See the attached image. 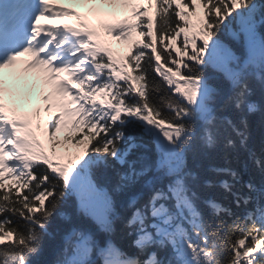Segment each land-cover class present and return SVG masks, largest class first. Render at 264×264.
Here are the masks:
<instances>
[{
    "label": "snow or ice",
    "instance_id": "1",
    "mask_svg": "<svg viewBox=\"0 0 264 264\" xmlns=\"http://www.w3.org/2000/svg\"><path fill=\"white\" fill-rule=\"evenodd\" d=\"M78 2L89 14L0 0V264H264V150L248 120L264 110V0ZM96 5L131 7L135 23ZM69 16L78 27L54 23ZM100 29L141 39L117 58ZM5 69L52 90L45 111L57 97L48 149L39 109L6 102ZM62 124L79 135L57 138ZM214 156L224 163L205 168ZM236 160L259 181L242 183ZM73 198L79 224L62 211ZM57 217L71 227L44 261Z\"/></svg>",
    "mask_w": 264,
    "mask_h": 264
},
{
    "label": "trees",
    "instance_id": "2",
    "mask_svg": "<svg viewBox=\"0 0 264 264\" xmlns=\"http://www.w3.org/2000/svg\"><path fill=\"white\" fill-rule=\"evenodd\" d=\"M195 19V18H194ZM179 43V42H177ZM257 103H261L260 98L257 97ZM249 124H250V148L257 153V155L261 154V151L264 150V110L258 111L256 113H252L248 116ZM205 168H210L213 163L219 165L223 164L224 161L219 156H214L210 159H206L203 161ZM234 168L240 171L241 174V181L247 182L250 179H254L257 182L260 179V173L257 169L252 165L250 161L245 162L242 160H236L233 162L232 165ZM207 176L211 180H216L218 177L215 173L208 171ZM226 178V177H225ZM203 194L205 196H216L218 198V202H221L226 205L231 204V197L228 196L226 198L221 199L225 196L223 190L218 187L207 188L203 190ZM76 200L73 198L70 201L69 205L62 209V211L67 212L69 215L73 217V221L76 224L81 222L80 216L76 209ZM71 227L65 221L61 220L60 217H57L56 220L53 222V238L48 239L46 238L45 241V249L44 254L41 257L44 261H53L56 258V253L59 249L61 244V234L64 228Z\"/></svg>",
    "mask_w": 264,
    "mask_h": 264
},
{
    "label": "rangeland",
    "instance_id": "3",
    "mask_svg": "<svg viewBox=\"0 0 264 264\" xmlns=\"http://www.w3.org/2000/svg\"><path fill=\"white\" fill-rule=\"evenodd\" d=\"M68 3H71L73 5H76L78 7H82L83 5L81 3L78 2V0H67ZM125 10H122V13ZM141 39L138 35L132 36V38L130 40H127L124 43H120V45H116L115 50L119 51L120 53H125L128 49V46L132 43L133 40H138ZM29 90V92H28ZM34 89L32 88V85L29 83L28 85H25L24 83H20L19 86L16 88L15 91H17V94L15 95L16 98L14 99L15 101V106L18 107L20 110L26 108L29 104H30V96L32 93H37L38 88L35 89V91H33ZM9 106H13L9 104ZM48 134L49 132L46 131L43 133V135L41 137H39L42 142L45 144V148L48 149L49 148V141H48ZM69 135L68 132H64V131H59L57 138L63 140V138ZM71 151L73 153H75L77 150L75 148H72V143L71 141L68 143L67 145Z\"/></svg>",
    "mask_w": 264,
    "mask_h": 264
}]
</instances>
